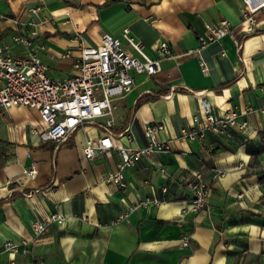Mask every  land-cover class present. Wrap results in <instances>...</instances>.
Wrapping results in <instances>:
<instances>
[{
    "label": "crops",
    "instance_id": "0c3cea01",
    "mask_svg": "<svg viewBox=\"0 0 264 264\" xmlns=\"http://www.w3.org/2000/svg\"><path fill=\"white\" fill-rule=\"evenodd\" d=\"M221 19L231 31L199 51L202 72L197 37ZM244 27L237 0H0L3 53L27 55L10 36L32 31L44 50L30 51L52 79L73 72L75 34L83 46L95 47L102 34L118 36L127 28L146 54L161 41L171 53L159 71L136 75L113 101L115 146H145L142 129L153 121L163 124L156 138L166 145L126 169L122 188L105 180L118 160L114 149L82 156L83 141L101 135L97 126L41 142L35 109L11 107L0 115V246L24 242L17 251L0 252V264H264V8L254 13L251 31ZM66 50L68 57L60 58ZM202 94L214 114L235 110L244 126L225 139H179V128L201 125ZM191 172L208 186L207 209H188L180 178ZM160 187L166 188L163 202L114 220L124 204L159 198ZM11 191L29 192L5 200ZM55 212L62 223H49L33 237L30 222Z\"/></svg>",
    "mask_w": 264,
    "mask_h": 264
},
{
    "label": "built area",
    "instance_id": "2783aa9c",
    "mask_svg": "<svg viewBox=\"0 0 264 264\" xmlns=\"http://www.w3.org/2000/svg\"><path fill=\"white\" fill-rule=\"evenodd\" d=\"M240 3V18L245 24L244 30H252L253 15L264 8V0H237ZM33 8L31 13H35ZM231 26L228 21L221 19L216 23L204 26V32L197 37L196 54L200 70L205 72V66L198 56L199 51L217 42L229 34ZM33 32L28 35L13 33L10 40L19 44L29 52L27 55H7L0 48V115L8 108L23 106L36 110L42 127L36 130L41 142H59L64 140L73 130L85 125L93 124L101 130L96 139H85L81 147L82 156L91 159L99 152L114 149L118 160L113 168L106 173L105 180L122 188L125 185L124 171L132 168L136 163L150 155L166 149L165 143L157 140L156 134L163 131V124L153 121L144 125L142 134L146 144L140 148L115 146L111 136L114 125L113 101L120 98L133 85L136 75L151 76L159 71L160 60L169 56L170 47L165 42H158L153 48V54L144 51L143 44L130 35L127 28L120 30L118 36L102 34L95 47L83 46L75 34L71 41L75 43L77 55L72 59L73 72L61 78H49L46 66L39 60L35 47L42 51L44 47L33 38ZM264 51V43L262 46ZM69 50L64 51L60 58H66ZM201 114V125L198 127L178 130V138L186 141H201L206 134L219 138H229L232 130L240 129L245 122L239 120V113L227 110L221 114H214L212 106L204 94L198 99ZM261 109H264V104ZM250 110L246 108L245 112ZM122 133V132H121ZM128 138V136H127ZM160 172L163 168L158 169ZM264 175V165L260 168ZM34 173V165L30 164L26 174ZM219 171L215 172L218 175ZM188 192V209L192 212L207 209L208 186L196 172L190 177L180 178ZM160 197L141 198L133 203L124 204L115 216V221H122L130 214L139 210L148 209L163 202L165 187H160ZM63 216L51 213L45 219H34L29 228L33 237L42 233L49 223L60 225ZM20 244L5 241L0 246V252L17 251ZM181 245H187V237H181ZM33 264H42L38 261Z\"/></svg>",
    "mask_w": 264,
    "mask_h": 264
},
{
    "label": "trees",
    "instance_id": "16d2710c",
    "mask_svg": "<svg viewBox=\"0 0 264 264\" xmlns=\"http://www.w3.org/2000/svg\"><path fill=\"white\" fill-rule=\"evenodd\" d=\"M125 124H126V120L123 121V124L120 126V130L121 129H124L125 127ZM247 152L249 153V155L253 156V152H252V149H248L247 148ZM29 191H20V192H14V191H11L4 199L5 200H12L16 197H21V196H25Z\"/></svg>",
    "mask_w": 264,
    "mask_h": 264
}]
</instances>
